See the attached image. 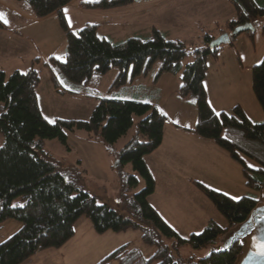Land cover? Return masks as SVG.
<instances>
[{
  "label": "trees",
  "instance_id": "1",
  "mask_svg": "<svg viewBox=\"0 0 264 264\" xmlns=\"http://www.w3.org/2000/svg\"><path fill=\"white\" fill-rule=\"evenodd\" d=\"M18 1L27 3L37 19L58 16L67 53L64 58L51 56L44 62L37 58L30 69L16 70L10 77L0 63V131L6 138L0 148V224L11 219L22 223L16 234L0 244V264H25L41 251L63 247L75 237L76 224L83 216L91 219L98 234L140 229L143 242L156 247L155 253L148 257L142 249L124 244L97 264H236L244 251L241 242L222 253L210 252V249L218 246L262 201L264 122H254L241 106L230 113L213 108L206 88L209 60L218 59L223 46L212 50L208 44L217 35L232 32L247 22H252L257 29L261 27L264 35V23L259 22L264 20V3L230 0L236 17L223 25L218 23L215 33L205 31L203 45L189 48L185 41L167 39L157 29L150 38L132 37L116 43L99 36L96 25L74 32L64 9L75 0ZM136 1L88 0L81 1L80 5L87 10H111L128 7ZM0 28L7 30L8 26L0 20ZM251 36L254 38L255 32ZM190 57L193 62L185 65ZM39 63L51 72L56 89L63 95L91 96L90 88L97 87L113 68L118 69V75L112 90L127 83L131 69L132 81L148 76L157 64L156 81L164 74L180 75L179 95L193 98L198 109L193 132L225 150L241 166L246 186L258 191L260 196L233 199L192 180L225 216L228 226L212 220L202 233L183 238L149 200L156 191V181L146 157L162 145L167 116L148 102L97 97L99 104L89 120L50 122L39 102L41 71L36 68ZM252 74L253 93L264 110V60L252 67ZM135 114L144 119L138 123V133L118 152V159L122 166L132 164L136 172L121 174L125 192L136 189L141 179L145 187L129 200L132 214L125 215L108 204H101L91 191L84 189V177L77 166L56 160L44 150V143L46 139L66 143L68 133L84 130L89 139L103 141L111 149L133 127ZM20 200L24 201L22 207ZM163 237L174 238L173 247ZM188 245L207 252L202 257L184 258L180 249Z\"/></svg>",
  "mask_w": 264,
  "mask_h": 264
},
{
  "label": "rangeland",
  "instance_id": "2",
  "mask_svg": "<svg viewBox=\"0 0 264 264\" xmlns=\"http://www.w3.org/2000/svg\"><path fill=\"white\" fill-rule=\"evenodd\" d=\"M17 1L18 0H0V13L4 14V17L8 21V26L11 28H14L15 26L20 27L19 30L24 36L23 38L21 36L18 37L17 34H5L0 32V57L2 60V66L7 72V77H10L17 69L23 72L30 69L33 65V59L36 58L37 49L43 50L42 53L46 58L45 61L49 60L52 56L50 53L57 52L59 50L57 43L59 44L61 37H65V33L60 28L59 18L57 17L59 30L54 36L52 35L49 37V42L37 41L36 45L35 43L33 44L30 42L28 37L33 35L34 31L39 29L41 26H25L27 19L24 16L20 18L15 12L10 11L8 7H14L20 10L17 12L28 13L26 12L28 7L23 3L18 4ZM232 7L233 6L227 2V0H168L166 3L154 9L151 12L150 17L153 22L158 24V29H154L159 31L160 29H163L168 36H171V38L181 39L186 41L189 45L191 42L197 40V37L194 38L191 36V30H193V35L195 36L196 31L199 26H201V20L205 21L213 16L225 18V16L229 15L230 11L234 9V7ZM104 15L105 16L102 17L103 21L101 22H105L103 23V27L100 31L102 33L111 32V34H114V37L123 38L118 28L119 22L113 18V14L109 12ZM0 20L3 21V19ZM259 22L262 24L264 23V20H259ZM44 23L47 24V22ZM187 31L190 32V35H188ZM214 32H216V29ZM235 43L237 50L241 54L242 61L246 66L245 71L253 80L252 67L261 64L264 60V35L262 33V28L259 27L256 30L254 38H251L250 32L243 33L237 38ZM189 48L193 47L189 45ZM64 50L66 49L63 48L62 51L64 52ZM227 53L226 55H228ZM250 56L252 58H249ZM236 59V64H239V70H242V68L240 69L241 64L237 55ZM191 62H193V59L190 57L184 62V64L187 65ZM234 64L228 65L226 71L228 72ZM248 64L252 67H248ZM158 67L159 64H157L154 70L148 75L149 79H153L155 77ZM36 68L41 71V84L38 91L41 111L50 122H55L57 119L89 120L99 104V99L97 97H120L131 100L130 98L134 97V94L136 93L134 86H140L138 81L143 79V77H141L133 83V69H131L127 83L120 88L112 90V86L118 75V69L113 68L106 76H104L97 87L90 88L92 89V93L90 94L91 96L86 94L62 95L58 92H54V83L52 81V77L48 75V69L43 68L41 64H36ZM210 70H212V61L209 63V72ZM239 70L237 69L235 73H238ZM231 79V84L237 86L236 84H238L239 81L233 77ZM227 80H229L228 77ZM63 82L64 81L62 80V84ZM225 82L226 81H223L224 86ZM219 88H221V85L217 83L216 92L214 94L221 90ZM227 88L231 90L229 87H223L226 94H229ZM237 90H239V88ZM143 92H146L149 96L154 95L153 91L150 90H143ZM149 96H146V99L151 98ZM249 96L250 94L246 93L244 88L241 87V89L237 92V96L234 98L240 100V102H243L245 106L249 108L248 111L253 118L260 120L259 116L262 115V118L264 119L263 108L256 106L261 110V112L256 113L253 110L255 107L252 106ZM231 101H233V97ZM142 119H144L142 116L140 117L135 114L133 127L130 129L128 134L123 136L111 149L108 148L103 141L89 139L86 131L77 130L74 133H68V140L66 143L60 139H46L44 143V150L58 161L77 166L84 177L82 182L83 188L91 191L98 198V201L101 204H108L112 208L120 210L125 215H131L132 209L130 207L129 200L145 187V183L141 179L140 185L136 189L130 192H125L121 174H135L136 172L134 171L132 164L129 163L124 166L120 164L118 152H120L138 133V123ZM256 122L260 123L262 121ZM139 139L144 140L142 136H140ZM5 141L6 138L4 133L0 131V148L4 146ZM241 192L242 194L236 195V199H240L244 196H260V193L252 188H247L245 193H243L244 189ZM185 196L187 197L188 203H192L189 216L192 222H196L197 220L198 224H203L205 218L204 214L208 213L212 216L214 221L219 223L221 226H228V221L225 216L217 210L215 205L205 195L201 197H205L204 199H206L208 203H211L208 204L210 205L209 208H205L203 205L201 206L202 200H198L190 193L186 192ZM20 204L23 205L24 201L20 200ZM174 222L181 231H178L175 228L174 229L183 238H188L192 234H200L209 225L208 224L206 227H200V225H197L196 231L191 232L188 231L189 227L194 226L195 224H190L188 222ZM21 228L22 223L13 219L0 224V244L16 234ZM76 232H78V235H81L80 239H85L90 235V252L86 257H80L78 260H73L71 264H97L115 249L128 243L132 244L133 247L142 249L148 257L152 256L156 251L155 246H150L143 242L142 232L140 229H131L127 233L123 232L117 234L111 232L108 235H99L95 231L91 219L87 216H83L77 222ZM163 240L171 247H173L175 243L174 238L163 237ZM206 252L207 251L205 249H194L189 245L180 249L181 256L184 258H191L193 255L202 257L206 254Z\"/></svg>",
  "mask_w": 264,
  "mask_h": 264
},
{
  "label": "crops",
  "instance_id": "3",
  "mask_svg": "<svg viewBox=\"0 0 264 264\" xmlns=\"http://www.w3.org/2000/svg\"><path fill=\"white\" fill-rule=\"evenodd\" d=\"M81 1L88 0H75L64 9L68 21L71 20L72 30L74 32H79L87 25H96L98 26L99 36L116 43L128 40L132 37L150 38L153 35V29L157 28L158 25L152 21L150 17L151 12L168 0H137L135 4L129 7L111 10H87L81 7ZM261 1L264 3V0ZM17 2L18 4H25L28 7L26 11L28 13L17 12L20 10L14 7H8L10 11L15 12L20 18L24 16L27 19L25 26H41L34 31L33 35L28 37L30 42L33 44L35 43V45L37 41L49 42V37L58 33L59 24L56 14H52L44 19H37L31 12L27 3ZM227 2L231 4L230 0H227ZM109 12H111L113 18L119 22L118 28L123 38L114 37V34H111V32L102 33L100 31L105 22H101L103 21L102 17L105 16V13ZM235 17V10L232 9L230 14L225 16V18L213 16L205 21L201 20V26H199V31H196L195 36L193 35V30H191V36L194 38L197 37V40L191 42L189 45L192 47L203 45V35L205 31L214 32L218 23L223 25L228 20L234 19ZM44 22H47V24ZM5 24L8 26V23ZM19 29L20 27L15 26L11 28L8 26V30L0 28V32L5 34H17L18 37L21 36L24 38ZM160 31L167 39L181 40L171 38L163 29H160ZM187 33L190 35L189 31H187ZM186 44L188 45L187 42ZM57 45L59 46V50L57 52H51L50 55L62 58L67 53V42L65 37H61ZM63 48L66 49L64 52L62 51ZM37 50L36 58H34L33 61L40 58L41 61L44 62L46 58L42 53L43 50ZM226 53L228 55H226ZM236 55L241 64L240 69L242 68V70H239V64H236ZM249 58L252 57L250 56ZM211 61L212 70H210L209 76H207L206 88L208 100L213 108L217 112L230 113L237 106H241L252 120L255 119L249 113V108L245 106L243 102L234 98L237 96V92L241 87H243L245 92L250 94L249 98L251 104L255 107L253 110L256 113L261 112L259 109L261 105L253 93V80L245 71L246 66L242 61L240 52L237 50L236 43L234 45L230 44L223 46L220 50L218 59L211 58L209 63ZM0 63L2 66L1 57ZM230 64L234 65L231 66L227 72L226 69ZM248 67L252 66L249 65ZM237 69L239 72L235 73ZM4 71L6 72L5 69ZM47 72L48 75L52 77L51 72L49 70ZM227 77L230 81L227 80ZM232 77L239 81V83L236 84L237 86L231 84ZM135 81L132 82L134 83ZM223 81H226L225 86L223 85ZM138 83L140 86H134L136 93L134 94L135 96L130 99L148 102L167 116L162 145L158 150L146 157L147 165L156 181V191L150 197V203L158 210L165 221L178 231L181 230L174 221L195 224L189 227L188 231L191 232L196 231L197 225L206 227L210 221L214 220L210 214H204L205 218L203 224H198L197 220L196 222H192L189 217L192 203H188L187 197L185 196L186 192L195 196L198 200L201 199V206L203 205L205 208H209L210 205L208 204H211L204 199L205 197H201L204 195L195 188L192 180H198L220 192L226 193L232 197H237L236 195L242 194L241 191H243V189V193H245L248 188L243 178L241 166L212 140L202 138L193 132L198 121V109L193 98H182L179 95L178 90L181 86L180 75L164 74L158 81H156L155 78L149 79L148 76H146L138 81ZM217 83L221 85V88H219L221 90L214 94L216 92ZM223 87H229L231 89L229 90L227 88L229 94H226ZM238 88L239 90H237ZM143 90L153 91L154 95L149 96V94L143 92ZM54 92L59 93L56 87ZM146 96L151 98L146 99ZM232 97L233 101H231ZM259 119L260 120L255 119L253 121H264L262 115L259 116ZM110 233L111 232H107L103 235H108ZM80 236L81 235H78V232H76L75 237L63 247L41 251L25 264H71L73 260L86 257L90 252L91 237L89 235L85 239H80ZM193 257H197V255H193Z\"/></svg>",
  "mask_w": 264,
  "mask_h": 264
},
{
  "label": "water",
  "instance_id": "4",
  "mask_svg": "<svg viewBox=\"0 0 264 264\" xmlns=\"http://www.w3.org/2000/svg\"><path fill=\"white\" fill-rule=\"evenodd\" d=\"M257 27L252 22L236 27L232 32H224L208 44L209 49L230 45L235 37L243 33L256 32ZM241 242L244 251L236 264H264V193L260 202L239 225L231 229L221 243L210 249V252L222 253L229 251L236 243Z\"/></svg>",
  "mask_w": 264,
  "mask_h": 264
},
{
  "label": "snow or ice",
  "instance_id": "5",
  "mask_svg": "<svg viewBox=\"0 0 264 264\" xmlns=\"http://www.w3.org/2000/svg\"><path fill=\"white\" fill-rule=\"evenodd\" d=\"M65 11H67V10H65ZM0 19H3L4 23H8V21H7V19L4 17V14H3V13H0ZM69 25L71 26V20H69ZM46 119H47V118H46ZM233 199H236V197H233ZM20 206L22 207L23 205H20ZM261 247H262V249H264V245H262Z\"/></svg>",
  "mask_w": 264,
  "mask_h": 264
}]
</instances>
